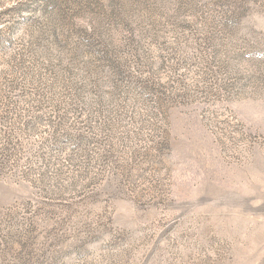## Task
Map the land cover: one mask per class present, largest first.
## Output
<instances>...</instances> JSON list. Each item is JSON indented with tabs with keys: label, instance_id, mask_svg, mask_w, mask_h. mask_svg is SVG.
I'll return each instance as SVG.
<instances>
[{
	"label": "rangeland",
	"instance_id": "obj_1",
	"mask_svg": "<svg viewBox=\"0 0 264 264\" xmlns=\"http://www.w3.org/2000/svg\"><path fill=\"white\" fill-rule=\"evenodd\" d=\"M0 264H264V0H0Z\"/></svg>",
	"mask_w": 264,
	"mask_h": 264
}]
</instances>
